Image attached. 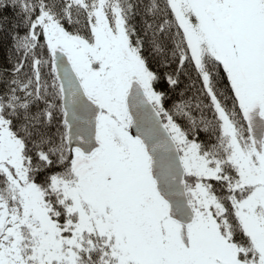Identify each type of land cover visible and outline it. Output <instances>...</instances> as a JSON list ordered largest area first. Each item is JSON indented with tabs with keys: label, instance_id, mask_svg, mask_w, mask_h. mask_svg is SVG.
<instances>
[{
	"label": "snow or ice",
	"instance_id": "obj_1",
	"mask_svg": "<svg viewBox=\"0 0 264 264\" xmlns=\"http://www.w3.org/2000/svg\"><path fill=\"white\" fill-rule=\"evenodd\" d=\"M0 264H264V0H0Z\"/></svg>",
	"mask_w": 264,
	"mask_h": 264
},
{
	"label": "trees",
	"instance_id": "obj_2",
	"mask_svg": "<svg viewBox=\"0 0 264 264\" xmlns=\"http://www.w3.org/2000/svg\"><path fill=\"white\" fill-rule=\"evenodd\" d=\"M0 15H11V12L0 13ZM8 55H9L8 48L3 44H0V63H3Z\"/></svg>",
	"mask_w": 264,
	"mask_h": 264
}]
</instances>
